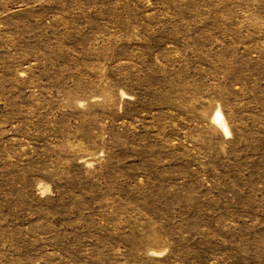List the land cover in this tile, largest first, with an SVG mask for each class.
Instances as JSON below:
<instances>
[{
  "label": "rangeland",
  "instance_id": "rangeland-1",
  "mask_svg": "<svg viewBox=\"0 0 264 264\" xmlns=\"http://www.w3.org/2000/svg\"><path fill=\"white\" fill-rule=\"evenodd\" d=\"M0 264H264V0H0Z\"/></svg>",
  "mask_w": 264,
  "mask_h": 264
},
{
  "label": "bare ground",
  "instance_id": "bare-ground-1",
  "mask_svg": "<svg viewBox=\"0 0 264 264\" xmlns=\"http://www.w3.org/2000/svg\"><path fill=\"white\" fill-rule=\"evenodd\" d=\"M218 119H219V120H221V118H220V117H219ZM221 121H223V120H221ZM220 123H221V122H220ZM221 124H222V123H221ZM222 126H223V125H222Z\"/></svg>",
  "mask_w": 264,
  "mask_h": 264
}]
</instances>
